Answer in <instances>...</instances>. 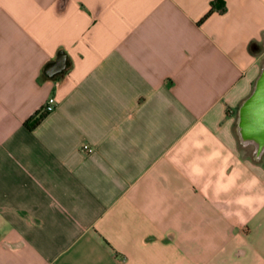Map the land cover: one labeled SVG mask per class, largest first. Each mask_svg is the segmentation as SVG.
I'll return each mask as SVG.
<instances>
[{"label":"crops","instance_id":"obj_1","mask_svg":"<svg viewBox=\"0 0 264 264\" xmlns=\"http://www.w3.org/2000/svg\"><path fill=\"white\" fill-rule=\"evenodd\" d=\"M263 64L264 0H0V264H264Z\"/></svg>","mask_w":264,"mask_h":264},{"label":"water","instance_id":"obj_2","mask_svg":"<svg viewBox=\"0 0 264 264\" xmlns=\"http://www.w3.org/2000/svg\"><path fill=\"white\" fill-rule=\"evenodd\" d=\"M67 64L65 53L59 51L56 58L47 64L45 74L49 77L62 74ZM237 131L242 142L252 143L256 147L257 155L264 151V64L251 93L239 106Z\"/></svg>","mask_w":264,"mask_h":264},{"label":"built area","instance_id":"obj_3","mask_svg":"<svg viewBox=\"0 0 264 264\" xmlns=\"http://www.w3.org/2000/svg\"><path fill=\"white\" fill-rule=\"evenodd\" d=\"M55 98L54 97H49L46 101V103L44 104V106L42 107L43 111H51L54 106H55ZM82 150L86 151V152H90L92 151V147L88 144H84L82 145Z\"/></svg>","mask_w":264,"mask_h":264},{"label":"trees","instance_id":"obj_4","mask_svg":"<svg viewBox=\"0 0 264 264\" xmlns=\"http://www.w3.org/2000/svg\"><path fill=\"white\" fill-rule=\"evenodd\" d=\"M217 2H218V1H217ZM219 8H220V9H223V3H220V4H219ZM210 12H211V11H209V12L204 16V18L207 17V16L210 14ZM41 118H42V116L36 117V118L33 120L32 127H34L36 124H38L39 121L41 120ZM29 120H30V119H29ZM25 124L27 125V123H25Z\"/></svg>","mask_w":264,"mask_h":264},{"label":"rangeland","instance_id":"obj_5","mask_svg":"<svg viewBox=\"0 0 264 264\" xmlns=\"http://www.w3.org/2000/svg\"><path fill=\"white\" fill-rule=\"evenodd\" d=\"M243 153L248 155V156L251 155V151L250 150H244Z\"/></svg>","mask_w":264,"mask_h":264}]
</instances>
